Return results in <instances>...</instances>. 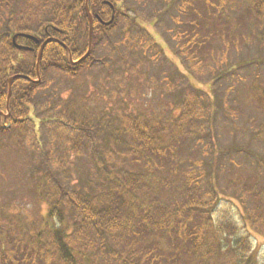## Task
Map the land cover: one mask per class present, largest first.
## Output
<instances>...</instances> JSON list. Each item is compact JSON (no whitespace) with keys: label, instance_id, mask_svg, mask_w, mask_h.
<instances>
[{"label":"trees","instance_id":"obj_1","mask_svg":"<svg viewBox=\"0 0 264 264\" xmlns=\"http://www.w3.org/2000/svg\"><path fill=\"white\" fill-rule=\"evenodd\" d=\"M166 1L167 7L178 6L184 11L201 3L205 38L214 33V18L222 19L226 6L238 11L243 8L248 17L254 14L255 24L261 27L257 36L264 39V0ZM123 4L124 0H88V11L86 0H0V149L1 140L7 136L15 137L19 143L27 140L40 149L39 135L44 131L45 138L50 140V155L44 159L48 158L60 174L55 179L57 183L50 184L54 177L47 165H41L48 175L46 184L42 182L38 188L41 199L49 204L51 198L57 197L56 204L50 203L43 217L47 226L21 252L17 251L20 249L12 241L11 233H2L0 248L4 250H0V264H261L250 230L264 237V195L251 192L245 185L243 192L235 195L243 204L242 213L235 205L240 220L232 212L224 211L220 219L216 215L225 198L217 185L215 169L219 160L212 127L216 105L222 103V98L217 100L215 95L188 81L183 87L187 91L183 100L176 97L175 109L169 103L171 120L163 121L150 109L156 94L147 98L140 97L137 91L131 96L123 93L121 99L114 97L113 107L106 103L96 113L89 110V95L77 94L74 99H66L67 91L61 88V81L52 79V73L74 79L94 66L95 46L118 28L121 15L127 16ZM112 8L114 19L111 24H104L111 21ZM90 15L93 41L90 54L84 58L89 50ZM131 19L124 26L141 30L134 32L135 37L126 34L125 41L116 42L112 53L117 59L135 58L136 52L165 50L146 28L137 24V18ZM179 31V36L174 35L178 38L177 54L187 62L193 61L190 68L198 74L201 62L196 60L197 52L205 41H198L199 29L194 25ZM22 34L33 35L38 41ZM15 36L18 45L30 50L17 49ZM48 39L52 41L44 46L38 74L40 48ZM207 51L202 53L205 58L211 53ZM129 66L126 67L131 72L136 67L132 63ZM232 69L237 68L226 67L199 84L213 89L220 77ZM10 79L12 92L7 109ZM125 85L128 93L129 81ZM134 88H138V81ZM136 99L145 100L143 112L131 108ZM95 100L105 102L106 98L99 93ZM119 104L124 107L119 108ZM57 129L63 136L62 144L53 147ZM106 136L113 139L111 143L122 155L109 146ZM199 141L205 143L202 151L196 150ZM93 144L97 146L94 153ZM84 153H93V166L90 173L86 172L89 190L72 191L67 186L73 182L71 158L74 154L79 159L75 165L78 169ZM120 160L129 165L122 171L118 168ZM137 164L139 168L135 169ZM197 165L201 170H194ZM203 165L208 168L203 169ZM233 180L240 183L234 176ZM95 183L98 187H94ZM52 187L57 188L56 193ZM92 188L97 192L92 193ZM61 201L70 214L61 207Z\"/></svg>","mask_w":264,"mask_h":264},{"label":"rangeland","instance_id":"obj_2","mask_svg":"<svg viewBox=\"0 0 264 264\" xmlns=\"http://www.w3.org/2000/svg\"><path fill=\"white\" fill-rule=\"evenodd\" d=\"M86 2L88 5L87 0ZM167 6L166 0H124L122 5L123 12L127 13L126 15L129 17L137 18V24L146 28L153 35L155 41L164 46V51L157 49L147 54L136 52L135 58L117 59L112 53L117 47L116 42L123 41L126 34L135 37L134 32L138 33V30H141L137 26L134 29L125 27L123 23L126 20H132V17L127 18V16L121 15L118 28L108 33L95 46L94 66L74 79L58 73H52L51 77L55 81H61V88L67 91L64 94L66 99H74L77 94L89 95L87 96L89 110L96 113H99L106 103H109L110 108L113 107L114 97L121 99V94L126 93L131 96L137 91L140 97L145 95L149 98L156 94L157 98L152 102L151 111H154L155 115L163 121H170L169 109L171 105L169 103H172L173 109H175L176 97L183 100L187 94V91H183V87L189 82L203 89V91L215 95V98L218 97L217 100L222 98V103L216 105L212 127L217 161L219 160L215 169L218 171L217 185L223 195L222 197L225 198L217 207L216 215L220 219L224 211L232 212L235 218L240 220L238 209L242 213L243 204H240V200L235 195L241 194L245 185H248L247 187L251 192H261L264 195V39L260 40L257 36L261 27L255 24L256 17L254 14L248 17L243 8L238 11L229 5L224 8L225 14L222 19L214 18L217 22L215 27H217L211 31L214 33L205 38L201 25L203 14L201 3L196 4V6L193 5V8L187 7L186 11L180 10L178 6ZM156 14L158 19L154 18ZM151 19L152 21L148 22ZM190 25L199 29V32H196L200 38L198 41L200 43L205 41L203 47L197 52L196 60L201 62L198 67V74L193 73L190 68L194 63L193 61L187 62L177 54L176 41L178 38H174V35L179 36L181 28ZM136 41H138L137 38ZM203 51H210L211 53H208L210 55H206L207 58H205L202 54ZM121 54L122 51L119 52V57ZM154 56L157 58L155 59ZM211 56L213 57L212 61L209 60ZM131 63L136 65L132 72L127 69ZM226 67L237 69H232V72L227 73L228 75L221 76L220 81L214 84L213 89L209 85L199 84L200 81L206 83V81L211 80ZM123 78L129 81L128 93L125 85L127 81H124ZM113 81L117 84L116 86L113 85ZM137 81L138 88H134ZM185 89L187 90V88ZM99 93L104 95L105 102L95 100ZM147 98L145 99L147 100ZM142 101L145 100L136 99L131 108L143 112L145 106H143ZM181 104L180 102L179 107ZM118 107H124V104H119ZM36 122L39 131V123ZM44 135V131L39 135L40 146H42L40 149L27 140L26 143H19L12 136H7L1 140L0 235L10 232L12 241L20 249H16L18 252L24 251L21 248L26 249L29 240H34L37 234L47 226L43 222V217L47 215L48 205L50 203L56 204L57 201V197L51 198L49 204H46L47 201L41 199V192L38 190L40 184L42 182L46 184L48 178V175L41 170L42 164L47 165L48 172H51L54 177L53 180H49L50 184L53 181L57 183L58 180L55 179L60 176L48 158L44 159L50 155L48 149L50 140ZM106 137L105 140L110 141L108 142L109 146L119 151V148L111 143L114 142L113 139L109 136ZM190 137L192 136L190 135ZM53 138L55 142L53 147L62 144L63 136L59 129L54 132ZM204 145L203 141H199L196 150H204ZM92 147L94 153L97 146L93 144ZM191 150L190 148L189 151ZM119 152L121 155L123 154L121 150ZM181 153L184 155L188 152ZM90 155L84 153V158L80 159L81 163L78 169L75 165L79 159L74 154L72 155L71 161L73 162L69 168L73 182L71 185H67L68 187L71 186L72 191L89 190L87 186L89 177L86 172L90 173L93 166ZM41 156L43 158H40ZM125 161L120 160L119 170L122 171L129 166ZM165 163L167 165V161ZM198 165L194 167L195 171L201 170ZM202 167L203 169L208 168L205 165ZM137 168H139V164L135 167V169ZM42 173L44 174L43 178H41ZM233 176L239 179V184H235L238 182H234ZM79 184L83 185L76 189L75 185ZM63 185L66 183L64 182ZM96 186L98 187L95 183L94 187ZM55 189L57 188H53L52 191L56 193ZM92 189L94 190L91 191L92 193L97 192L94 188ZM261 196L259 197L262 198ZM248 204L251 207V201ZM61 207L63 208L62 201ZM63 209L66 210L67 214H70L68 209ZM46 221L51 224L50 220L47 219ZM27 230L30 234H27ZM250 235L254 250L257 248L255 252L258 254L261 264H264V237L251 230ZM2 249L0 248V250Z\"/></svg>","mask_w":264,"mask_h":264},{"label":"water","instance_id":"obj_3","mask_svg":"<svg viewBox=\"0 0 264 264\" xmlns=\"http://www.w3.org/2000/svg\"><path fill=\"white\" fill-rule=\"evenodd\" d=\"M88 1V0H87ZM86 9L88 10V5H87V2H86ZM89 11V10H88ZM114 19V9H113V13H112V19L110 22L106 23L107 25L111 24L112 21ZM20 36H23L25 38H28L30 40H33V41H37V39L33 36H30V35H25V34H22ZM16 38L17 36L13 37V42L15 44V47L19 50H29V48H26V47H23V46H20L16 43ZM51 40V39H50ZM50 40H47L42 46H41V49H40V53H39V57H38V64H37V69H38V74H39V64H40V61H41V58H42V52H43V49H44V46L50 41ZM92 40H93V20H92V17H90V31H89V50H88V53L86 54V56L84 58H86L90 52H91V47H92ZM71 59V57H70ZM72 60V59H71ZM12 80L13 79H10L9 81V84H10V88H9V96H8V101H7V109H9V102H10V98H11V92H12V89H11V84H12ZM0 114H2L0 112Z\"/></svg>","mask_w":264,"mask_h":264},{"label":"flooded vegetation","instance_id":"obj_4","mask_svg":"<svg viewBox=\"0 0 264 264\" xmlns=\"http://www.w3.org/2000/svg\"><path fill=\"white\" fill-rule=\"evenodd\" d=\"M90 17V16H89ZM92 19H93V17H92ZM101 23H104L103 21H101Z\"/></svg>","mask_w":264,"mask_h":264}]
</instances>
